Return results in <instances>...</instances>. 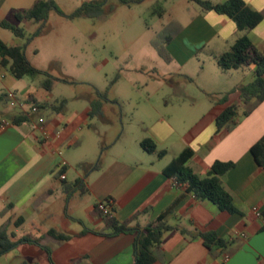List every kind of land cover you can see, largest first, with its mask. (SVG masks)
Segmentation results:
<instances>
[{
	"label": "crops",
	"instance_id": "0c3cea01",
	"mask_svg": "<svg viewBox=\"0 0 264 264\" xmlns=\"http://www.w3.org/2000/svg\"><path fill=\"white\" fill-rule=\"evenodd\" d=\"M244 1L255 10L264 9V0ZM33 2L0 0V21L14 20V12L28 8ZM200 11L204 12L207 25L194 26L188 32L191 42L177 44L168 61L184 54V58H178L182 66L197 55V50L210 47L217 62V57L233 44L239 33L232 19L213 10L203 11L200 7ZM17 23L20 26V22ZM4 29L0 25V38L6 44H23V38L15 36L16 39H12ZM247 35L257 49H264V17ZM9 63L0 64V95L7 94L6 101H0V121L7 122L0 127V224L8 221V231L14 232L16 238L23 235L37 237L54 228L70 235L67 240L48 242L54 264H133L135 233L114 236L98 233L103 230L104 223L93 207L109 198L112 215L119 222L148 208L129 223L141 227L172 206L163 217L168 224L193 231H213L225 243L223 247L209 249L200 237L189 238L178 229H172L162 235L160 245L155 248L153 264H264V169L257 165L249 150L264 134V101L257 103L247 114H243L244 108L240 107L233 122L219 130L215 126V118L224 107L240 103V89L253 80L254 64L222 69L246 72L238 85L222 89L226 93H236L237 101L223 96L205 116L193 119L185 133H178L164 117L140 128L141 132L133 139L135 144L140 146L143 138L150 137L157 151L165 150L163 156L157 152L148 153L141 146L143 152L118 153L104 168L100 167L102 174L86 183V178L73 168V164L80 166L86 161L82 157L73 160L67 153L64 155L61 148L80 147L84 137L90 134V108L65 115L66 101L62 108L53 110L50 106L57 102L52 99L53 87L50 91L43 89L40 76L15 78ZM9 93L13 94L14 103H11ZM29 97L42 102L44 107H37L33 112V106L25 102ZM12 108L17 111L12 113ZM20 112H25L29 119L13 124L11 117ZM124 131L123 128L111 144L125 143ZM176 133L179 138L171 142L173 155L166 156L169 152L167 144ZM185 146L193 150L186 164L199 176H205L215 160L234 162L221 179L238 212L230 213L207 199L194 198L185 191V185L162 173L164 166ZM71 169L74 175L69 180ZM76 178H81L86 188L82 193L78 191L79 195L88 194L95 199L83 206L94 226L73 230L68 228L69 221L83 223L65 206L75 197V192L67 194L66 186ZM56 209L62 210V215L60 220L53 222ZM18 218L22 221L16 226L14 222ZM83 229L87 231L83 232ZM15 249L23 257L20 264H50L46 252L30 243H20L0 256L7 257Z\"/></svg>",
	"mask_w": 264,
	"mask_h": 264
},
{
	"label": "rangeland",
	"instance_id": "374dc122",
	"mask_svg": "<svg viewBox=\"0 0 264 264\" xmlns=\"http://www.w3.org/2000/svg\"><path fill=\"white\" fill-rule=\"evenodd\" d=\"M54 1L63 14L51 9L42 27L33 20L19 25L26 32L22 41L30 63L59 78L53 84L52 99H67L65 115L95 108L88 117L90 134L82 145L61 148L73 160L82 157L86 161L80 166L73 164L86 183L102 174L101 169L114 155L143 152L133 139L141 127L155 119L164 117L182 134L193 119L205 116L223 96L237 101L236 93L222 89L238 85L246 72L223 71L210 47L197 50V55L182 66L178 58H184V54L172 61L161 55H171L180 42L190 43L188 32L194 26L207 25L195 0H105L97 19L65 16L89 0ZM158 2L163 6L161 16L152 12ZM36 31L39 32L34 34ZM4 32L16 39L10 31ZM97 104L102 106L99 113ZM123 128L125 143L111 144ZM178 133L169 140L166 156L173 155L171 142L179 138ZM69 174L68 179L72 180V169ZM74 192L75 197L65 206L83 223L69 221L68 228L94 226L83 206L95 199L88 194L79 195L78 190ZM53 213L52 221L60 220L62 210ZM22 259L15 249L7 257L0 256V264H20Z\"/></svg>",
	"mask_w": 264,
	"mask_h": 264
},
{
	"label": "trees",
	"instance_id": "16d2710c",
	"mask_svg": "<svg viewBox=\"0 0 264 264\" xmlns=\"http://www.w3.org/2000/svg\"><path fill=\"white\" fill-rule=\"evenodd\" d=\"M127 2L126 0H120ZM203 11L213 10L218 14H223L232 19L235 23L236 30L239 33L234 40L233 44L217 57V64L223 70L237 69L242 66L254 64V78L253 80L241 87L240 89V103L231 104L222 109V111L215 118L216 129L230 124L234 121L238 114L240 107L244 108L243 114H247L254 106L264 101V49L259 50L253 44L252 40L247 35V32L255 27L264 17L263 10H255L248 6L244 0H223L220 2H211L209 0H195ZM105 0H89L84 2L77 10L65 15L68 18L74 17H90L93 19L99 18L101 6ZM55 9L60 14H63L56 6L54 0H34L31 6L21 11L13 13V18L17 22L33 20L40 24L42 27L45 23L49 10ZM152 12L161 16L163 12L162 2H158L153 7ZM0 25L8 29L14 36L24 38L26 36L25 29L18 26L12 21L1 20ZM40 31V30H39ZM38 31V32H39ZM37 31L34 33H38ZM161 55L168 61L169 56L166 52H161ZM9 63V70L15 78L29 76L35 78L43 75L44 78L40 85L46 91H50L53 84L59 78L51 75L47 71H43L33 66L25 54L24 44L21 45H8L0 38V64L6 65ZM7 94L0 95V101H6ZM66 99L63 98L58 102L52 103L53 110L62 108ZM26 103L31 106L43 108V103L37 101L33 97H29ZM98 104L96 105V107ZM101 105L98 106L96 113H99ZM95 113V108L92 106L89 110V115ZM29 118L25 112H20L11 117L13 124H18L22 121H27ZM140 146L148 153L157 152L159 156L165 154V150H158L154 140L150 137L143 138L140 141ZM254 157L257 165L264 169V134L256 140L249 148ZM193 150L189 146H185L176 156H174L162 169V173L168 177L173 178L177 183L185 185V191L193 195L194 198L204 200L207 199L221 210L230 213L238 212L233 204L231 194L225 189L222 176L234 166L233 161L215 160L205 176L195 174L190 167L187 166L188 159L192 156ZM98 164L94 168H97ZM84 181L81 178H76L71 184L66 186L67 194L78 190L79 192L85 191ZM109 198L100 201L107 204ZM99 203L94 205V210L102 218L104 228L98 233L105 236H114L119 233H135L133 243V264H153L156 260L155 248L161 243L162 235L169 230L178 229L181 234L189 236V238L200 237L205 246L209 249L216 247H223L224 241L216 235L213 231H193L186 227H178L168 224L163 217L172 209V206L161 212L155 219L149 221L141 227L129 225V223L142 212H147L145 208L136 212L128 220L119 222L112 215V209L109 205L110 214H104L98 206ZM22 218H18L14 224L18 226ZM9 222L5 221L0 224V255L8 252L10 249L20 243H30L43 249L48 257L50 264H54L51 258V249L48 245L50 240L63 241L70 238V235L64 232H59L54 228L48 229L46 232L37 237L32 235H23L16 238L14 232L8 231ZM87 229H83V232ZM227 255L229 252L226 253Z\"/></svg>",
	"mask_w": 264,
	"mask_h": 264
},
{
	"label": "built area",
	"instance_id": "2783aa9c",
	"mask_svg": "<svg viewBox=\"0 0 264 264\" xmlns=\"http://www.w3.org/2000/svg\"><path fill=\"white\" fill-rule=\"evenodd\" d=\"M8 97H9V99H12V100H11V101H12L11 103H14L15 99H14L13 94H12V93H9V94H8ZM31 110L34 112V111L37 110V107H36V106H33ZM41 120H42V119L39 118V121H41ZM6 123H7V122H6L5 120H1V121H0V127H3ZM61 177H64V175H62ZM109 205H110V200L107 201V204H105V203H101V202H99V204H98L99 208L102 210V212H103L104 214H110ZM254 209L256 210V208H254ZM227 257H228V255H225V258H227Z\"/></svg>",
	"mask_w": 264,
	"mask_h": 264
}]
</instances>
